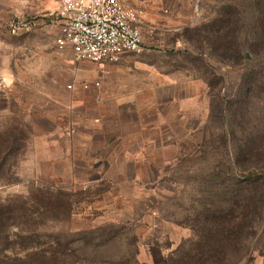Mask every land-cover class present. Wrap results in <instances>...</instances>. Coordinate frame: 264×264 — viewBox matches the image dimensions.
<instances>
[{"label":"rangeland","instance_id":"1","mask_svg":"<svg viewBox=\"0 0 264 264\" xmlns=\"http://www.w3.org/2000/svg\"><path fill=\"white\" fill-rule=\"evenodd\" d=\"M1 1L0 264H264V203L253 191L247 220L239 208L256 169L235 164L240 141L264 132V85L242 100L244 81L264 77V47L250 46L264 0H195L188 26L105 65L58 48L60 0ZM239 45L240 62H220ZM158 93L178 98L158 120L152 108L107 117L101 153L78 140L99 128L82 127L72 104L118 109ZM69 152H110L113 167L72 171Z\"/></svg>","mask_w":264,"mask_h":264},{"label":"built area","instance_id":"2","mask_svg":"<svg viewBox=\"0 0 264 264\" xmlns=\"http://www.w3.org/2000/svg\"><path fill=\"white\" fill-rule=\"evenodd\" d=\"M53 20L59 25L56 40L62 51L71 50L75 62L100 65L118 63L124 56L145 51L146 32L161 30L145 20V12L130 8L120 0H60ZM18 23L9 29L11 36L21 30ZM30 24L25 26L28 30ZM99 82L83 83L82 89L100 88ZM75 84L69 85L73 91Z\"/></svg>","mask_w":264,"mask_h":264},{"label":"crops","instance_id":"3","mask_svg":"<svg viewBox=\"0 0 264 264\" xmlns=\"http://www.w3.org/2000/svg\"><path fill=\"white\" fill-rule=\"evenodd\" d=\"M123 4L130 8L142 10L145 12V20L155 25L161 31L159 33H146V37L151 36V41H155L159 43L158 35H162L164 33H171L173 31H177L185 26H188L190 21L193 18V13L195 11V0H120ZM3 1L0 0V18L2 12ZM30 30V29H28ZM27 30V31H28ZM3 32L0 31V50L1 45L4 41ZM3 38H2V37ZM1 55H0V76L6 75L5 71L1 69ZM75 90V89H74ZM73 90V91H74ZM70 91V90H69ZM71 91V92H73ZM158 90H156L157 92ZM152 100L142 101L140 100V95H126L122 97V104L118 109L114 108L113 105L108 108H102L100 104L97 105L95 102L91 101H78L77 104H72V108H74L75 113L77 114L78 119H80L83 124L88 119L89 123L95 124L98 126L99 130L97 131H88L86 133L80 134L78 136V140L82 141V146L87 148H95L98 149V152L102 151L103 148H108V134L105 131L107 117H112L113 115H117L120 113H135L141 110L145 111V109L152 108V112L156 113L157 120L160 118V107L162 105V101L167 104H171L172 101H177L176 95H168L167 99H162L161 95L158 93L153 95ZM183 99V98H182ZM186 98H184L185 100ZM141 104V105H140ZM89 106H94L97 108V113L88 114L87 110ZM156 110V112H155ZM159 117V118H158ZM100 120V121H98ZM98 121V122H97ZM152 129H155V122L152 123ZM104 131V132H103ZM122 139V138H121ZM120 136L117 137L116 140L121 141ZM106 150V149H105ZM99 152V153H101ZM75 153L69 152L66 153L68 163L71 167L72 171H83L84 173H95L108 171V169H112V163L109 158L111 155L110 152L107 154L106 152L98 155H103L102 159H99L97 155L84 158H75ZM107 154V155H106ZM139 164L137 161H132V164Z\"/></svg>","mask_w":264,"mask_h":264},{"label":"trees","instance_id":"4","mask_svg":"<svg viewBox=\"0 0 264 264\" xmlns=\"http://www.w3.org/2000/svg\"><path fill=\"white\" fill-rule=\"evenodd\" d=\"M258 11L259 16L257 20V34L260 35V38L256 39L250 46L252 48V51L255 54H259L261 48L264 47V8L261 2L258 3ZM237 22V26H238ZM229 25L228 22L223 24V27L219 29V33L223 29H228ZM240 28L238 26L237 33L240 31ZM241 48V51H240ZM242 45H239V51L235 52L234 56L232 57H224L222 58V61L230 62L231 60L235 62H240L242 60ZM200 58H204L203 55H197ZM244 58V57H243ZM259 72V71H258ZM264 77L261 76V72L259 73H253L250 75V78H247L244 81V87L242 89V100L244 104L247 100L251 99V97L254 95L255 91L259 88H261L262 85H264L263 80ZM241 145L239 146L238 152L235 156V164L239 169L243 170H249L252 167H254L256 170L255 175L253 177H256L255 180L252 182H247L249 184V190H247V194L249 195V198H244V206H240L241 212L243 215V219L247 220L251 214L252 210V202H254L251 199V194L253 191H255L256 197L259 198L261 201V204L264 203V191H260V187H263L264 190V132L256 133L255 135L249 134L248 137H244L241 141ZM259 181H263V183L258 185ZM240 192L237 194H233L234 198H240ZM228 195H226L227 198ZM227 201V200H226ZM215 219V218H214ZM242 219V220H243ZM214 224L217 223L215 220L213 221Z\"/></svg>","mask_w":264,"mask_h":264}]
</instances>
